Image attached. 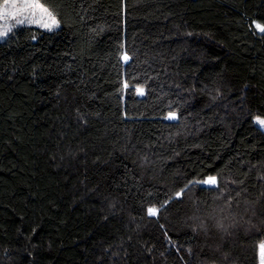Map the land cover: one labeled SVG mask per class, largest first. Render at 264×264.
Returning a JSON list of instances; mask_svg holds the SVG:
<instances>
[{"label":"trees","instance_id":"1","mask_svg":"<svg viewBox=\"0 0 264 264\" xmlns=\"http://www.w3.org/2000/svg\"><path fill=\"white\" fill-rule=\"evenodd\" d=\"M57 2V33L26 27L0 44V264H260L264 184L245 170L264 174V131L233 106L243 95L253 114L264 108V37L252 23H264V0ZM125 78L147 94L121 93ZM170 108L179 121L164 119ZM217 172L247 181L231 235L193 231L221 204L216 190L172 199Z\"/></svg>","mask_w":264,"mask_h":264},{"label":"snow or ice","instance_id":"2","mask_svg":"<svg viewBox=\"0 0 264 264\" xmlns=\"http://www.w3.org/2000/svg\"><path fill=\"white\" fill-rule=\"evenodd\" d=\"M60 5L57 0H2L0 2V42H9L11 39H15L17 33L14 31L15 29L21 27L27 28H35L38 30H42L47 33H57V31L62 26V19L58 8ZM254 30L258 32L262 37H264V23H260L258 21H253ZM187 36H191V32L186 33ZM35 35H33L32 39H35ZM120 60H122L125 64L129 63L132 60V56L128 54L127 51H124L120 55ZM131 80H136L135 76L130 78ZM147 82L141 83H130L129 78L122 79L120 82V92L126 93L129 88H132L136 95L145 96L147 94ZM177 88L180 85H176ZM195 89H188L189 92H193ZM221 89L218 87L215 89V95L212 99L215 101L220 99L222 96ZM59 96L60 93L57 92ZM239 103L234 104L233 108L239 109L240 112H248L249 122L258 126L260 130H264V108L260 110L261 114H253L250 110L246 109L245 105L247 104L246 99L243 95H238L235 97ZM127 114L125 113V116ZM78 122L82 124H87L88 119L85 114H82L77 110ZM165 120L169 121H179L181 119V115L179 109L170 110L164 116ZM69 156L74 157V151L71 147L68 149ZM178 155V153H177ZM63 159V157H62ZM142 167L151 168L155 161H150L148 155H145L143 158ZM264 163V162H260ZM253 169L256 170V180H258L261 184H264V174H262L261 169L258 165H250L245 171L252 172ZM193 185H206L210 189H214L217 191L216 199L221 201V204L212 209L208 215L207 219H201L196 217V220H199L198 225L193 228V231H203L205 234H208L209 231L214 228L217 232L222 233L223 235H231L229 229L233 228L235 224V212L233 211L234 207L239 206V197L241 193L247 191V181L246 178H230L227 175H223L219 172L216 174H208L206 177L197 179L194 176L189 178V181L186 185H184L179 191H177L172 199L181 200L185 195V190L190 189ZM226 192L235 193V195H226ZM127 196L128 193L125 191L122 193ZM235 201V203H234ZM171 201L167 198L164 199L163 203L157 204L150 203L145 211L146 215L150 218L158 219L160 216V212L162 208H167V205ZM118 201H112L110 204L111 209H116ZM113 214H115L113 212ZM107 218V217H106ZM231 219V221L226 226V221ZM254 226V225H253ZM163 228V225H161ZM33 234L35 232L33 231ZM164 234L167 237L166 247L179 252L180 248L177 246L173 237L168 236L167 230H164ZM131 240V237H129ZM31 243V241H29ZM35 247V244H33ZM122 247V246H121ZM260 257L262 264H264V243L259 245ZM191 248L187 249L188 254H191ZM217 251H220L218 248ZM124 252H127V249H124ZM145 254L147 256H151L152 249L148 248L145 250ZM31 252H29V256L31 257ZM110 256L116 255V253H112L109 251ZM163 256V253H161ZM227 257L225 256V259Z\"/></svg>","mask_w":264,"mask_h":264},{"label":"rangeland","instance_id":"3","mask_svg":"<svg viewBox=\"0 0 264 264\" xmlns=\"http://www.w3.org/2000/svg\"><path fill=\"white\" fill-rule=\"evenodd\" d=\"M22 28H26V27H21V28H18V29H15L14 31L16 32L17 30L19 29H22ZM1 43H5V42H0ZM141 98L144 97V96H140ZM264 131V130H263ZM259 254H260V250H259ZM260 264H262V261H261V257H260Z\"/></svg>","mask_w":264,"mask_h":264}]
</instances>
